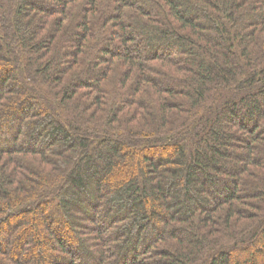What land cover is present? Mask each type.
I'll return each instance as SVG.
<instances>
[{
  "label": "trees",
  "instance_id": "1",
  "mask_svg": "<svg viewBox=\"0 0 264 264\" xmlns=\"http://www.w3.org/2000/svg\"><path fill=\"white\" fill-rule=\"evenodd\" d=\"M0 264H264V0H0Z\"/></svg>",
  "mask_w": 264,
  "mask_h": 264
},
{
  "label": "rangeland",
  "instance_id": "2",
  "mask_svg": "<svg viewBox=\"0 0 264 264\" xmlns=\"http://www.w3.org/2000/svg\"><path fill=\"white\" fill-rule=\"evenodd\" d=\"M225 145V144H223ZM39 230L41 231V234H46V232L44 231V229L42 227H39ZM50 250V246L49 245H46V246H43L42 248V251H49Z\"/></svg>",
  "mask_w": 264,
  "mask_h": 264
}]
</instances>
